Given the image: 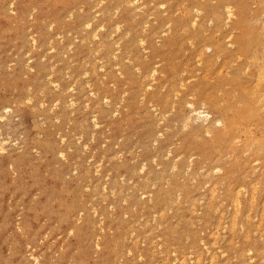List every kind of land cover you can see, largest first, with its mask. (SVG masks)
I'll return each mask as SVG.
<instances>
[{
	"label": "rangeland",
	"instance_id": "rangeland-1",
	"mask_svg": "<svg viewBox=\"0 0 264 264\" xmlns=\"http://www.w3.org/2000/svg\"><path fill=\"white\" fill-rule=\"evenodd\" d=\"M129 1L0 0V264H264V113L220 153L203 128L258 78L264 0Z\"/></svg>",
	"mask_w": 264,
	"mask_h": 264
},
{
	"label": "bare ground",
	"instance_id": "bare-ground-1",
	"mask_svg": "<svg viewBox=\"0 0 264 264\" xmlns=\"http://www.w3.org/2000/svg\"><path fill=\"white\" fill-rule=\"evenodd\" d=\"M128 1L129 0H127V3H128ZM131 1H133V0H131ZM103 2V1H102ZM135 2V1H134ZM137 2V1H136ZM169 2V1H168ZM101 3V2H100ZM129 3H130V1H129ZM150 3H152V2H150ZM11 4V3H10ZM121 4V3H120ZM135 4V3H134ZM262 4H264V3H262ZM163 4H161V6H162ZM247 5V4H246ZM95 6V5H94ZM142 6V5H141ZM160 6V7H161ZM239 6V5H238ZM140 7V6H139ZM138 7V8H139ZM224 7H228V6H224L223 5V8ZM242 7V6H241ZM241 7H239V9H240V12H239V15H240V17H241V15H242V12H243V10H245V9H243V8H241ZM137 8V7H136ZM216 8L217 7H215V10L214 11H216ZM235 8V7H234ZM247 8V7H246ZM116 9H118V8H116ZM115 9V10H116ZM133 9V8H132ZM192 9H194V8H192ZM197 9V8H196ZM218 9V8H217ZM11 10V9H10ZM34 10V9H33ZM80 10V9H79ZM138 10V9H137ZM139 10H140V8H139ZM186 10H187V8H186ZM188 10H190V9H188ZM188 10H187V13H188ZM226 10H227V8H226ZM229 10H231V7H230V9ZM249 10H250V8H249ZM142 11V10H141ZM184 11V10H183ZM199 11V10H198ZM214 11H212L211 10V12H214ZM219 10H217L216 12H218ZM102 12V11H101ZM195 12V11H194ZM199 12H201V10L199 11ZM198 12V13H199ZM229 11H227L225 14H227ZM232 12V11H231ZM95 13V12H94ZM115 13V12H114ZM164 13V12H163ZM189 13H190V11H189ZM196 13H197V11H196ZM69 14V13H68ZM98 14V13H97ZM186 14V13H185ZM191 14V13H190ZM214 14V13H213ZM217 14H219V16L222 14H220L219 12L217 13ZM230 14V15H229ZM229 14H227V15H229V16H231L232 14L231 13H229ZM113 15V14H112ZM187 15V14H186ZM263 15V14H262ZM69 17L71 16V15H68ZM92 16V15H91ZM151 16V15H150ZM187 16H189V15H187ZM218 16V17H219ZM190 17V16H189ZM213 17H217V16H215V15H213ZM221 17V16H220ZM219 17V18H220ZM236 17V16H235ZM253 17H256V16H253ZM252 17V18H253ZM147 18H148V15H147ZM228 17H226V19H227ZM251 18V19H252ZM257 19H258V17H256ZM93 19H94V17H93ZM193 19H196V18H194V17H192L191 18V20H190V18H189V20H190V23L192 22V24H193V22L195 23V20H193ZM213 19V18H212ZM217 19V18H216ZM221 19V18H220ZM225 19V18H224ZM225 19V20H226ZM208 20H210V18L208 19ZM227 20H229V19H227ZM258 20H260V19H258ZM264 20V19H263ZM263 20H261V22L263 21ZM145 21V20H144ZM211 21V20H210ZM247 21V20H246ZM246 21H244V22H246ZM251 21V20H250ZM217 22H218V19H217ZM237 23L238 24H240L241 23V21H240V18L238 19V21H237ZM247 23V22H246ZM250 23V22H249ZM248 23V24H249ZM254 23V22H253ZM256 23V22H255ZM52 24V23H51ZM144 24V23H143ZM168 24V23H167ZM251 24H252V22H251ZM257 24V23H256ZM255 24V25H256ZM261 24V30L259 29V31L258 30H256L257 31V36H254L255 34H253V35H251V32H250V30L251 29H247L246 31H243V35H242V38H241V42H240V45H239V49L240 50H243V51H248V50H250V48H253V50H254V45H253V47L251 46V43H252V41H253V39H255L256 37H257V39H259V48L256 50H252V51H250V53L251 52H254V54H251V55H253V58H252V60H256V59H260L259 60V62L261 63L259 66H258V64H257V62H256V65H257V67H259V69L257 68V72H258V74H256V75H258L256 78V80H255V84L253 83L252 84V86L251 87H249L248 86V81H247V79H244V78H239V77H236V76H233V77H231V82H232V84H239L240 86H242V88L244 89L243 90V95H239V94H232V95H229L228 96V98H227V101H226V103L225 104H222V105H220V104H218V102H216V101H214V100H212V101H210L213 105L212 106H214V107H216L217 108V112L219 113V118H214L213 119V121L212 120H210V125L209 126H207L208 124L205 122V127L203 126V128H204V130H206V132L205 133H207L208 134V132H207V130L211 127V126H214L215 124H220L222 127L221 128H219V130H218V132H216L215 134H214V139H213V143H215V144H217L218 145V147L216 148L217 149V151H218V153H220L221 152V146H220V144L219 143H217V142H221V141H225L226 143H228L229 142V140H230V138L231 137H233L234 136V134L236 133V130L240 127V128H243V129H246V126L248 125V123H249V121H251L252 119H256V118H258L261 114V111H263V113H264V21L262 22V23H260ZM145 25V27H146V24H144ZM184 25H186V24H184ZM225 25V24H224ZM98 26V25H97ZM101 27H102V25H100ZM115 26V25H114ZM260 26V25H259ZM51 27V26H50ZM49 27V28H50ZM100 27V28H101ZM118 27V26H117ZM192 27H193V25H192ZM223 27V26H222ZM89 28V27H88ZM87 28V29H88ZM96 28V27H95ZM185 28V27H184ZM248 28V27H247ZM118 29V28H117ZM117 29L115 30V31H117ZM143 29V28H142ZM168 29H169V27H168ZM167 29V30H168ZM239 29V28H238ZM89 31H90V29H88ZM95 30V29H94ZM144 30V29H143ZM119 31V30H118ZM216 31H218V30H216ZM83 32V31H82ZM112 32H114V31H112ZM153 32V31H152ZM166 32V31H165ZM206 32V31H205ZM215 33V32H214ZM217 33V32H216ZM92 34H94L93 32H92ZM113 34V33H112ZM57 35V34H56ZM127 35V34H126ZM61 36V35H60ZM95 36V35H94ZM112 36V35H111ZM93 37V35L91 36V38ZM95 37H97V36H95ZM107 37V36H106ZM108 37H110V35L108 36ZM124 37H126V36H124ZM74 38V37H73ZM83 38V37H82ZM137 38H139V37H137ZM75 39V38H74ZM73 39V40H74ZM122 39V38H121ZM227 39V38H226ZM229 39V38H228ZM81 40V39H80ZM120 40V39H119ZM139 40V39H138ZM142 41V40H141ZM144 41V40H143ZM257 41V40H256ZM188 42V41H187ZM254 42V41H253ZM33 43V42H32ZM31 43V44H32ZM70 43V42H69ZM117 43V42H116ZM115 43V44H116ZM140 43V42H139ZM141 43H143V42H141ZM50 44V43H49ZM90 44V43H89ZM188 44H190V43H188ZM255 44H257V43H255ZM141 45V44H140ZM70 46V45H69ZM69 46H67V48L69 47ZM191 46V45H190ZM193 46V45H192ZM220 46H221V44H220ZM31 47H33V46H31ZM71 47V46H70ZM99 47H101V46H98V48ZM201 47V46H200ZM216 47V50H215V52L216 53H219L220 52V50H223V48L224 47H226L225 45H223V48H221V47H219V44L218 45H216L215 46ZM39 48V47H38ZM66 48V49H67ZM204 48V47H203ZM206 48V47H205ZM221 48V49H220ZM20 49V48H19ZM116 49H118V48H116ZM225 49V48H224ZM115 50V49H114ZM217 50H219L218 52H217ZM68 51V50H67ZM223 51H226V49L225 50H223ZM230 51V50H229ZM64 52H65V50H64ZM185 52V51H184ZM214 52V53H215ZM44 53V52H43ZM211 53V52H210ZM227 53H228V51H227ZM95 54H96V52H95ZM126 54H128V53H126ZM231 54V53H230ZM110 55H112V54H110ZM114 55V54H113ZM112 55V56H113ZM198 56V55H197ZM206 56H211V55H206ZM239 56V55H238ZM94 57V56H93ZM199 57V56H198ZM86 58V57H85ZM217 59H218V57H216ZM104 59V58H103ZM156 59V58H155ZM194 59H196V57H194ZM83 60V59H82ZM96 60V59H95ZM102 60V59H101ZM125 60V59H124ZM28 61V60H27ZM81 61V60H80ZM88 61V60H87ZM98 61V60H97ZM126 61H127V59H126ZM130 62H131V60H129ZM196 61V60H195ZM199 62H200V59H199ZM253 62V61H252ZM94 63V62H93ZM101 63V62H100ZM103 63V62H102ZM234 63V62H233ZM154 64V63H153ZM54 65V64H53ZM93 65V64H92ZM100 65V64H99ZM103 65V64H102ZM118 65V64H117ZM27 66V65H26ZM247 66V65H246ZM245 66V67H246ZM25 67V66H24ZM93 67V66H92ZM99 67V66H98ZM115 67V66H114ZM137 67V66H136ZM8 68V67H7ZM101 68H102V66H101ZM135 68V67H134ZM205 68V67H204ZM255 68V67H254ZM69 69V68H68ZM67 69V70H68ZM108 69V68H107ZM154 69V68H153ZM247 69V68H246ZM138 70V69H137ZM152 71V70H151ZM151 71H150V73L149 74H151ZM154 71H155V69H154ZM244 71H245V69H244ZM66 72V71H65ZM64 72V73H65ZM183 72V71H182ZM181 72V73H182ZM189 72V71H188ZM256 72V73H257ZM87 73V72H86ZM116 73H118V72H116ZM146 73H147V71H146ZM153 73H155V72H153ZM71 74V73H70ZM84 73H82V75H83ZM137 74V73H136ZM227 74V73H226ZM120 75V74H119ZM154 75V74H153ZM164 75V74H163ZM228 75V74H227ZM226 75V76H227ZM237 75V74H236ZM68 76H70V75H68ZM150 75H148V77H149ZM153 77V76H152ZM142 78H144L143 76H142ZM150 78H151V76H150ZM40 79V78H39ZM145 79V78H144ZM153 78H151V80H152ZM210 80H211V78H210ZM47 81H49V80H47ZM187 81V80H186ZM42 82V81H41ZM73 82H74V80H73ZM72 82V83H73ZM152 82V81H151ZM71 83V84H72ZM180 83H181V81H180ZM53 84V83H52ZM148 84H149V82H148ZM88 85V84H87ZM111 85H112V83H111ZM179 85V84H178ZM112 86H114V85H112ZM180 86H181V84H180ZM28 87V86H27ZM43 87V86H42ZM55 86H53V88H54ZM57 87V86H56ZM89 87V86H88ZM91 87V86H90ZM143 87H144V85H143ZM147 87H149V85L148 86H146V89H147ZM145 88V87H144ZM163 88V87H162ZM29 89V88H28ZM41 89V88H40ZM113 89V88H112ZM42 90V89H41ZM40 90V91H41ZM59 90V89H58ZM145 90V89H144ZM71 91V90H70ZM91 91V90H90ZM143 91V90H142ZM176 91V90H175ZM41 93V92H40ZM144 93V92H143ZM218 93V92H217ZM93 94V93H92ZM91 94V95H92ZM122 94V93H121ZM174 94V93H173ZM177 94H179V93H177ZM143 95V94H142ZM157 95V94H156ZM176 94H174V96H175ZM95 96V95H94ZM193 96V95H192ZM72 97V96H71ZM103 97V96H102ZM140 97V96H139ZM189 97H191V96H189ZM192 98V97H191ZM194 98V97H193ZM68 100H69V98H67ZM103 99L105 100V98L103 97ZM29 100V99H28ZM142 100V99H141ZM248 100H250V101H254L255 103H257V107L255 108V109H253L252 107H251V103L249 104V102H248ZM24 101H26V100H24ZM30 101V100H29ZM57 101V100H56ZM72 101V100H71ZM69 102V103H71V105H72V102ZM140 101V100H139ZM121 102V101H120ZM13 103V102H12ZM23 103V102H22ZM105 103V102H104ZM150 102H148V104H149ZM190 103H192V102H190ZM189 103V105L190 106H188V107H190V111H191V114H192V112L196 115L197 114V117H200V119H201V117H202V119L201 120H204V121H209V118H210V115H209V113L208 112H197V108H195L194 106H192V104H190ZM221 103V102H220ZM236 103H240V106L239 107H234L235 106V104ZM67 104V103H66ZM172 104V103H171ZM203 104V103H202ZM210 104V103H209ZM39 105V104H38ZM41 105V104H40ZM117 105V104H116ZM173 105V104H172ZM187 105V104H186ZM205 105V104H204ZM216 105V106H215ZM33 106V105H32ZM31 106V107H32ZM52 106H54V105H52ZM85 106V105H84ZM201 106V105H200ZM211 105H210V107H212ZM2 108V107H1ZM6 108V107H5ZM85 108V107H84ZM87 108V107H86ZM50 109V108H49ZM154 109V108H153ZM172 109V108H171ZM200 110H201V107L199 108ZM202 110H204V108H202ZM4 111V110H3ZM8 112H9V110H8ZM72 112V111H71ZM156 112V111H155ZM197 112V113H196ZM7 113V112H6ZM160 114H162L161 112H159ZM158 113V114H159ZM4 114H5V112H4ZM69 114V113H68ZM154 114V113H153ZM166 114V113H165ZM188 114H190L189 112H188ZM188 114H186V115H188ZM191 114H190V117H191ZM217 114V113H216ZM200 115V116H199ZM262 116V115H261ZM93 117V116H92ZM188 117H189V115H188ZM212 117V116H211ZM3 118H5V117H3V116H1V119H3ZM56 118V117H55ZM185 119L187 118V117H184ZM194 118H196V116H194ZM194 118H193V116L191 117V119H193L194 120ZM0 119V120H1ZM93 119V118H92ZM185 119H184V121H185ZM188 119V118H187ZM196 119H198V118H196ZM160 120V119H159ZM162 120V119H161ZM200 120V121H201ZM94 121H95V119H94ZM192 121V120H191ZM196 121V120H195ZM186 122V121H185ZM187 122H188V120H187ZM190 122V121H189ZM194 122V121H193ZM175 123V122H174ZM203 123V122H202ZM95 124V123H94ZM183 124H184V122H183ZM185 124H188V123H185ZM190 124V123H189ZM188 124V125H189ZM207 124V125H206ZM181 125H182V123H181ZM197 125V124H196ZM200 125H201V123H200ZM96 126V125H95ZM157 126V125H156ZM187 126V125H186ZM251 127V126H250ZM183 128V127H182ZM197 128V127H196ZM199 128V127H198ZM197 128V129H198ZM248 130V129H247ZM199 131V130H198ZM216 131V130H215ZM245 132V131H244ZM243 132V133H244ZM91 133V132H90ZM242 133V134H243ZM251 133V132H250ZM6 134V133H5ZM81 134V133H80ZM245 134V133H244ZM176 135V134H175ZM240 135V134H239ZM39 136V135H38ZM158 136V135H157ZM81 137V136H80ZM19 138V137H18ZM64 138V137H63ZM62 138V139H63ZM223 138L225 139V140H223ZM243 138V137H242ZM234 139H238V137L237 138H234ZM249 139V138H248ZM248 139H246V140H248ZM3 140V139H2ZM61 140V139H60ZM244 140V139H243ZM246 140H244V141H242V142H244L245 143V141ZM92 141V140H91ZM237 141H239V140H237ZM250 141V140H249ZM2 142V141H1ZM0 142V143H1ZM4 142V141H3ZM3 142H2V144H3ZM6 142V141H5ZM202 142V141H201ZM246 143H247V141H246ZM115 144V143H114ZM228 144H230V142L228 143ZM233 144V143H232ZM235 144H237V142L235 143ZM19 145H21V144H19ZM244 145V144H243ZM260 145V144H259ZM0 147H3L2 145L0 146ZM102 147V146H101ZM153 147V146H152ZM245 147V145L243 146V148ZM246 147H248V145L246 144ZM4 148V147H3ZM248 148H250V147H248ZM260 148H262L261 146H259L258 147V151H259V149ZM0 150H1V148H0ZM3 150V149H2ZM33 150V149H32ZM249 150V152H250V149H248ZM261 150V149H260ZM231 151H233V149H231ZM246 151V150H245ZM257 150L255 151L254 150V152L253 153H257L258 152ZM3 152V151H2ZM59 152V151H58ZM169 152V151H168ZM167 152V153H168ZM241 152V151H240ZM248 152V151H247ZM60 153V152H59ZM63 153V152H62ZM244 153V152H243ZM255 153V154H256ZM61 154V153H60ZM59 154V155H60ZM121 154V153H120ZM170 154V153H169ZM231 154H232V152H231ZM91 155V154H90ZM166 155V154H165ZM181 155V154H180ZM237 155V154H236ZM236 155H234V156H236ZM257 155V154H256ZM116 156H117V154H116ZM231 156V155H230ZM233 156V157H234ZM239 157H240V155H238ZM238 156H236V157H238ZM251 156V155H250ZM250 156H248L247 158H249ZM91 157V156H90ZM227 157V156H226ZM228 158H230V157H228ZM175 159V158H174ZM257 158H255V160H256ZM260 159V158H259ZM89 160V159H88ZM235 160H237L236 158H235ZM247 160V161H246ZM248 160L249 159H245V161L248 163ZM131 161V160H130ZM245 161L243 162L244 164H246L245 163ZM257 161V160H256ZM173 162V161H172ZM236 162V161H235ZM242 163V164H243ZM252 163V162H251ZM172 164V163H171ZM143 166V165H142ZM141 166V167H142ZM173 166V165H172ZM73 167V166H72ZM140 167V168H141ZM174 167V166H173ZM244 167H245V165H244ZM243 167V168H244ZM264 167V166H263ZM173 169V168H172ZM187 169H188V167H187ZM186 169V170H187ZM216 169H218V168H216ZM216 169H215V172H217L216 171ZM246 169V168H245ZM261 169H262V167H261ZM202 170V169H201ZM140 171V170H139ZM173 171V170H172ZM185 171V170H184ZM207 171V170H206ZM244 171V170H243ZM242 171V172H243ZM246 173L245 174H248L247 173V171H245ZM262 172H264L263 170H261V173H260V175L262 174ZM214 173V172H213ZM218 173H220V171L218 172ZM241 173V172H240ZM243 174H244V172H243ZM258 174V173H257ZM259 175V176H260ZM257 176V175H256ZM259 176H258V178H256L257 180H259ZM219 178V177H218ZM255 179V180H256ZM165 180V179H164ZM94 184V183H93ZM191 184V183H190ZM104 185V184H103ZM164 185V184H163ZM213 185H215V184H213ZM212 185V186H213ZM216 185H217V183H216ZM253 185V184H252ZM255 185H256V183H255ZM152 186V185H151ZM215 187V186H214ZM217 187V186H216ZM240 187H241V185H240ZM103 188V187H102ZM211 188H213V187H211ZM210 188V190H212ZM243 187H241V189H242ZM110 189V188H109ZM120 189V188H119ZM237 189H238V186H237ZM237 189H236V191H237ZM104 190V189H103ZM112 190V189H111ZM215 189L213 188V192H215L214 191ZM229 190V188H228V185H227V191ZM212 191H210V197L211 198H213L215 195L213 194V192ZM226 191V190H225ZM230 191L231 190H229V193H230ZM252 191V190H251ZM255 191V190H254ZM228 193V192H227ZM226 193V194H227ZM238 193H239V191H238ZM112 194V193H111ZM143 194V193H142ZM244 194V193H243ZM148 195H149V193H148ZM178 195V194H177ZM176 195V196H177ZM214 195V196H213ZM195 196V195H194ZM203 196V195H202ZM237 196H239L238 194H237ZM235 197H236V195H235ZM252 197V196H251ZM93 198V197H92ZM141 198V197H140ZM149 198V197H148ZM176 198H178V197H176ZM218 198V197H217ZM238 198V197H237ZM253 198V197H252ZM235 199V198H234ZM199 200V199H198ZM212 200V199H211ZM236 200V199H235ZM239 200V199H238ZM232 201H233V199H232ZM237 201V200H236ZM223 202V201H222ZM238 202V201H237ZM237 202H236V205H237ZM235 203V202H234ZM219 204V203H218ZM207 205V204H206ZM238 206H239V204H238ZM238 206H237V208H238ZM134 207V206H133ZM218 207V206H217ZM109 208V207H108ZM216 208V207H215ZM134 210V209H133ZM236 211V210H235ZM238 211V210H237ZM95 212V211H94ZM263 212V211H262ZM159 214V213H158ZM79 215V214H78ZM125 214H123V216H124ZM226 215V214H225ZM232 215V214H231ZM122 216V217H123ZM153 216V215H152ZM161 216V215H160ZM246 216V215H245ZM80 217V216H79ZM141 218V217H140ZM153 218V217H152ZM253 218H255V217H253ZM79 220V219H78ZM254 220V219H253ZM233 221V220H232ZM258 221V220H257ZM101 222V221H100ZM152 222V221H151ZM219 222V221H218ZM136 223V222H135ZM134 223V224H135ZM225 223V222H224ZM233 223H235V221L233 222ZM165 224V223H164ZM240 224V223H239ZM158 225V224H157ZM223 225V224H222ZM226 225V224H225ZM241 225V224H240ZM159 226H161V225H159ZM158 226V227H159ZM256 226H257V224H256ZM242 227V226H241ZM93 228V227H92ZM217 228V227H216ZM215 228V229H216ZM223 228V227H222ZM69 230H71V229H69ZM68 230V231H69ZM100 230H101V228H100ZM222 231V230H221ZM70 232V231H69ZM131 232V231H130ZM147 232V231H146ZM149 232V231H148ZM201 232V231H200ZM253 232H255V231H253ZM130 234V233H129ZM132 234V233H131ZM130 234V235H131ZM264 234V233H263ZM129 235V236H130ZM212 235H214V233L212 234ZM216 235V234H215ZM222 235V234H221ZM264 237V236H263ZM185 238V237H184ZM223 238V237H222ZM129 239V238H128ZM136 240V239H135ZM199 240V239H198ZM214 240V239H213ZM264 240V239H263ZM264 243V242H263ZM202 244H203V242H202ZM96 245V244H95ZM159 245V244H158ZM127 250V249H126ZM220 250V249H219ZM128 251V250H127ZM247 251V250H246ZM201 253V252H200ZM206 253H207V251H206ZM196 254V253H195ZM213 254H215V253H213ZM264 255V254H263ZM183 256V255H182ZM181 256V257H182ZM188 256V255H187ZM197 256V255H196ZM200 256V255H199ZM32 257V256H31ZM211 257V256H210ZM213 257V256H212ZM216 257V256H215ZM264 257V256H263ZM262 257V258H263ZM33 258V257H32ZM35 258V257H34ZM253 258V257H252ZM37 259V258H36ZM196 259V258H195ZM119 260V259H118ZM139 260V259H138ZM181 260H182V258H181ZM210 260V259H209ZM261 260V259H260ZM35 262H36V260H34ZM180 261V260H179ZM183 261V260H182ZM197 261V260H196ZM210 262H211V260H210ZM118 263V262H117ZM183 263V262H182ZM37 264V263H36ZM222 264V263H221Z\"/></svg>",
	"mask_w": 264,
	"mask_h": 264
}]
</instances>
